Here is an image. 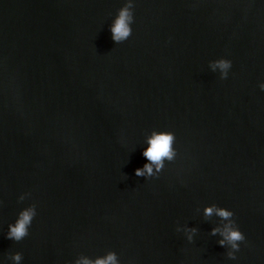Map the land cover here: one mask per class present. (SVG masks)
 Segmentation results:
<instances>
[{
    "label": "water",
    "instance_id": "obj_1",
    "mask_svg": "<svg viewBox=\"0 0 264 264\" xmlns=\"http://www.w3.org/2000/svg\"><path fill=\"white\" fill-rule=\"evenodd\" d=\"M0 264H264V0H0Z\"/></svg>",
    "mask_w": 264,
    "mask_h": 264
}]
</instances>
